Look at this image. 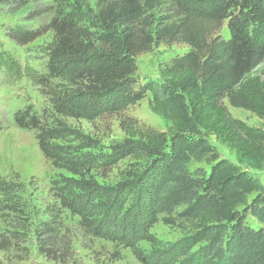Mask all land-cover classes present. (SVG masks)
<instances>
[{
    "label": "trees",
    "instance_id": "trees-1",
    "mask_svg": "<svg viewBox=\"0 0 264 264\" xmlns=\"http://www.w3.org/2000/svg\"><path fill=\"white\" fill-rule=\"evenodd\" d=\"M95 7L82 19L62 10L45 28L7 29L8 37L24 47L48 33L51 39L42 52L53 78L66 87L52 102L56 116L25 108L15 123L35 131L44 160L77 176L78 189L92 194L97 191L92 174L133 160L132 182L114 188L112 205L125 203L123 190L139 192L130 215L141 229L137 242L154 245L150 231L158 223L183 235L163 251V260L138 257L142 264H264V184L248 173L264 171V135L233 118L226 107L264 122V1L96 0ZM224 24L228 39L220 36ZM160 45H183L188 51L159 70V81L135 87L137 58ZM0 69L21 73L5 53H0ZM21 75L45 82L29 68ZM147 98L151 113L169 123L167 132L125 114ZM85 106L97 111L92 119L107 114L118 121L123 140L109 160L71 159L57 145L68 130L63 119H88ZM210 137L233 155L235 164L220 158ZM193 163L208 170L190 171ZM89 201L73 212L93 234V220L82 222L91 215ZM61 202L72 211V202ZM54 223L43 222L34 231L40 255L49 259L55 258ZM112 228L95 236L130 247L126 228L121 227L120 239L110 236L116 233ZM129 233L132 240L138 238Z\"/></svg>",
    "mask_w": 264,
    "mask_h": 264
},
{
    "label": "rangeland",
    "instance_id": "rangeland-1",
    "mask_svg": "<svg viewBox=\"0 0 264 264\" xmlns=\"http://www.w3.org/2000/svg\"><path fill=\"white\" fill-rule=\"evenodd\" d=\"M10 3L0 4V53L13 59L21 73L25 68L32 69L37 75L45 77V82L39 85L21 73L14 75L13 71L6 73L0 69V245L3 244L5 248L4 251L0 250V264H142L138 257L163 260V251L182 240L183 235L158 223L150 231L154 245L137 242L142 235L141 229L138 220L135 223L131 217L138 207L139 192L136 190L130 194V191L123 190L121 199L125 203L112 205L114 197L111 196L114 194L111 192L114 188L132 182L129 178L136 167L133 160L117 161L109 169L110 172L97 171L92 174L89 179L92 178L97 189L92 194L88 190L78 189L77 176L65 169H54L44 160L35 131L22 129L15 123V115L25 108H32L43 116L55 115L52 102L61 98L60 94L66 87L62 79L53 78L47 57L42 52V46H47L51 39L48 33L34 44L24 47L8 37L7 29L17 26L25 29L45 28L62 10L82 19L84 13L96 11V0H11ZM220 36L223 39L229 37L225 24ZM187 51L183 45H160L150 53L139 56L136 60L135 87L159 81V70L173 57ZM226 107L233 118L243 121L259 135H264L263 121L245 110L231 108L227 103ZM83 110L88 119H63L68 130L64 141L57 145L64 148L68 153L66 156L71 159H111L112 149L123 140L118 121L107 114L92 119L97 111L88 106ZM125 114L158 132H167L169 128L167 121L151 113L148 98L129 107ZM57 119L61 120L58 116ZM75 134L77 136L74 138ZM208 140L220 158L236 163L233 155L212 137ZM197 169L208 170L204 164L193 163L189 166L190 171ZM248 173L264 184V171L249 170ZM54 186L65 190L56 192ZM62 200L73 203L72 211L63 207ZM87 200L92 204L89 207L91 215L87 214L88 217L85 216L86 220L82 222L87 225V218L93 220L91 230L99 234H107L111 226L116 233H110V236L115 235L118 239L124 226L130 247L124 248L120 243L100 239L95 232L92 234L81 226V219L73 210L81 209ZM51 220L55 222L54 259L40 255L34 234L39 224ZM130 231L138 238L132 240ZM115 256H119V259L115 260Z\"/></svg>",
    "mask_w": 264,
    "mask_h": 264
}]
</instances>
